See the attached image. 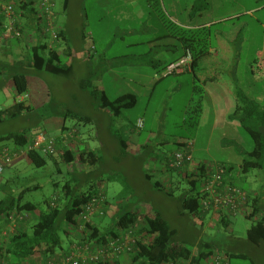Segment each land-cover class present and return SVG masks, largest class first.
Here are the masks:
<instances>
[{"label": "rangeland", "instance_id": "rangeland-1", "mask_svg": "<svg viewBox=\"0 0 264 264\" xmlns=\"http://www.w3.org/2000/svg\"><path fill=\"white\" fill-rule=\"evenodd\" d=\"M68 2L71 26L67 40L74 48L72 73L40 72L18 65V60H14L8 70L15 71L17 66L26 74L29 82L27 95L32 99L33 110L0 122V136L42 128L51 137H56L61 134L65 120L70 130L76 128L81 132L84 142L101 157L100 162L85 170H96L110 199L126 188L129 190V174L137 181V197L133 195L132 200L142 197L149 202L148 206L159 209L170 227L176 229L178 243L184 240L194 242L199 238L207 242L215 238L222 250L247 255V258L232 257L231 264H264V241L255 245L246 236L251 220L244 216H230L234 223L230 232L221 226L218 215L186 214L177 200L183 189L188 187L186 181L177 183V192L169 197L150 188L138 172L139 163H145L150 155L174 150L177 141L191 139L197 159L232 164L236 175L247 176L246 183L240 178L236 182L247 189L258 190L264 196V159L262 168L242 172L243 160L254 149L250 133L240 123L238 126L228 124L223 131L214 134L210 149H207L206 141L211 130L206 117L208 100L205 94L194 90L193 74L179 75L175 72L164 76L165 72L158 71L162 67L161 61L181 52L180 33H177L180 27L191 28L187 25L211 22L217 28L227 29L239 21L243 25L239 54L233 66L224 71L219 85L231 92L242 90L263 107L264 69L254 61L258 50L264 55V0ZM63 6L64 0H55L56 12H63ZM62 59L68 60L69 55L63 54ZM158 63L159 66L156 65ZM87 78H91L95 85L101 83L111 100L127 93L135 94L136 105L122 109L118 114L101 108L90 95L91 85L82 84ZM9 81L0 85V109L12 105L16 97L14 83ZM120 136L127 142L128 149L123 150L117 143ZM224 136L229 140L225 145L220 142ZM203 139L205 143L200 152L199 145ZM136 143L146 146L141 160H132L126 152L133 150ZM64 171L59 174L52 159L41 168L29 163L10 165L3 173L0 199L33 184L42 185L26 195L27 200L35 202L49 199L55 192L60 195L68 180L72 184L78 181V184L88 186V175L69 174L66 167ZM111 174L117 177L110 179ZM54 182H59L58 188ZM3 185L7 186L6 191L1 187ZM211 218L212 225L208 226ZM209 263L207 260L201 264Z\"/></svg>", "mask_w": 264, "mask_h": 264}, {"label": "trees", "instance_id": "trees-1", "mask_svg": "<svg viewBox=\"0 0 264 264\" xmlns=\"http://www.w3.org/2000/svg\"><path fill=\"white\" fill-rule=\"evenodd\" d=\"M53 2L52 9L56 13L55 0ZM64 2L66 6L69 4L68 0H64ZM17 17L19 20L15 28L20 31L21 36H16L14 31H10L6 25V38H16L21 44L23 42V47L25 46L26 55L15 59L18 60L16 61L17 64L23 67H32L40 72L71 74L74 57L70 55L69 59L64 61L62 59L63 55L59 52L65 37L61 26L59 25L58 38L51 41L50 36L42 30L43 14L38 7L26 8L25 5L20 4L17 7ZM3 18L4 16L0 13V28L3 25ZM57 23L59 24L58 19ZM242 31L243 25L239 21L227 29L217 28L215 24L202 25L196 28H179L177 33H180L179 40L182 43L184 54L186 55L188 52L191 54V61L184 70L193 74L194 90L196 92L204 94L205 84L221 82L224 71L233 66L234 60L239 54L238 47L242 41ZM13 61H0V79H3V83L7 80L12 81L16 89L13 104L0 109V122L29 114L33 110L32 99L27 95L29 82L26 74L20 72L17 66H15V71L8 70ZM170 64L173 63H162V67L158 71L164 73ZM156 65L159 66V63ZM82 84L84 86L91 85L90 95L101 108L111 110L114 114L120 113L122 109L133 107L137 103V96L133 93H127L111 100L101 83L95 85L91 78H87ZM23 95L26 96L22 97ZM232 96L236 102V109L230 118L238 120L250 133L254 141V149L249 152V157L245 158L242 164V172L248 173L252 169L263 167L261 162L264 159V106H260L242 90L232 92ZM63 128L67 129V127ZM39 132H45L48 137H51L42 128L34 131H13L0 136V148L8 147L16 152L26 149L25 154L14 159L10 165L14 166L15 162L20 160L41 168L48 164V160L52 159L59 174H63L66 167L69 174L74 172L75 174L88 175V186L78 184V181L72 184L68 180L62 186L63 193L58 195L55 192L51 198L42 202H35L27 200L26 195L31 191L40 189L42 185L33 184L24 187L17 194L8 193L5 198L0 199V262L2 264H30L35 263L39 258L43 261L54 258L61 260L72 250L74 242L83 244L86 241L79 240L81 235L74 231L76 230V224H78L76 215L83 206L99 194L104 195L106 202H108L105 190L102 188L101 178L97 177V173H95L96 170H89L88 172L85 170L86 168L87 170L90 167L92 168L101 161L99 154L94 150L81 151L72 147L75 144H69L63 134L51 137L57 143L54 154L46 153L41 148H29ZM185 141L176 143L177 148H181ZM123 143V150H126L128 147L127 142L123 141ZM171 154L166 156L165 180L147 175L152 185L174 196L176 184L180 181H186L188 187L183 189L177 197L181 207L187 212L186 214L202 216L203 214H209L201 209L202 175L206 167L191 170V162L180 170L172 168L168 164V157ZM221 165L228 169L230 173L234 170V167ZM91 176L92 179L90 180ZM231 178L230 183L238 186L232 182ZM53 184L56 188L59 187V182ZM1 187L6 191V185ZM240 188L244 189L243 187ZM244 190L247 192L246 213L242 215L251 220V225L246 230V236L255 245H260L264 241V201L259 200L260 198L253 196L246 189ZM130 208L129 205L121 208L115 216L112 228L106 234L98 229L95 219L88 223L87 228L92 231L89 239H96L97 242L101 243L106 242L112 236L118 234V228L135 227L138 240L135 251L130 253L129 264H171L179 261L181 264H201L210 260L216 252L223 253V251L215 250V245L209 241L194 244V242L184 240L178 243L176 229L170 227L162 213L153 207L148 213L142 214L141 217L131 213ZM12 215L17 217V226L13 232L8 231L4 236L2 231L8 228L11 222L10 216ZM21 215H23V219L19 218ZM219 215V223L225 229L228 225L226 221L229 220V216L225 212H221ZM3 224L6 228L3 227ZM231 225H234V223L232 222ZM69 237H71L70 245L65 247L66 239ZM195 246L197 247L194 250ZM61 251H64V254L58 256ZM227 257L228 259L232 257L247 258V255L235 253ZM96 264L111 263L100 261Z\"/></svg>", "mask_w": 264, "mask_h": 264}, {"label": "built area", "instance_id": "built-area-1", "mask_svg": "<svg viewBox=\"0 0 264 264\" xmlns=\"http://www.w3.org/2000/svg\"><path fill=\"white\" fill-rule=\"evenodd\" d=\"M25 5L26 8L38 7L42 14V30L54 41L59 36V24L57 23V14L53 11V0H0V13L7 21V28L14 31L16 36H21L20 31L15 28L19 18L17 17V7ZM191 61V54L188 52L180 61L170 64L165 74L179 72ZM56 140L48 137L45 132H39L30 144L29 148H41L46 153L54 154L56 152ZM193 140H186L181 148H177L169 157L168 164L178 170L193 160ZM26 149L19 152L12 151L8 147L0 148V182L2 175L8 165L14 159L25 154ZM204 176V177H203ZM232 173L221 164L207 165L202 175L201 184V209L207 213L225 212L228 216H236L246 213L247 192L230 183ZM106 197L102 194L94 196L88 201L80 212L76 215L78 224L74 230L81 237L79 240H86L83 244L74 242L72 250L61 260L56 258L36 262L34 264H96L100 261H107L114 264L124 254H130L135 251L138 236L135 227L127 229L118 228V234L112 236L106 242H97L89 239L92 231L88 230L87 224L91 223L97 217H104L107 213L105 209ZM23 219V215L19 216ZM8 228L2 231L6 235L8 231L13 232L17 226L16 215L10 216ZM73 232V230H72ZM79 237V236H78ZM0 264H2L0 262ZM27 264V263H26ZM172 264V263H171ZM209 264H229V259L225 253H215Z\"/></svg>", "mask_w": 264, "mask_h": 264}, {"label": "crops", "instance_id": "crops-1", "mask_svg": "<svg viewBox=\"0 0 264 264\" xmlns=\"http://www.w3.org/2000/svg\"><path fill=\"white\" fill-rule=\"evenodd\" d=\"M69 8V6L65 5L64 2V6H63V12H56L57 13V19L59 22V25L62 28V31L64 33V38H63V44L60 47V53L61 55L63 54H68L69 56L72 55L74 57V52L72 51L74 48L70 45L69 41L67 40V36L68 33L70 32V19L68 16V12L67 9ZM83 6L80 7V9H82ZM2 28H0V61H13L15 59H18L19 57H24V55H26L25 52V46L23 47V43L21 44L16 38H6V34H7V29H6V25H7V21L5 18L2 19ZM183 24V23H182ZM213 23L211 22H207L205 24H200V25H195V26H189L187 25V27H191V28H196L198 26H202V25H211ZM185 25V24H183ZM26 32V31H25ZM28 35H30L29 33H27ZM180 42V46H181V52L177 55H175L174 57H171L169 59L164 60L163 62L161 61V63H176L178 61H180L181 59H183L185 57L184 54V50H183V46L181 41ZM257 59L254 61V63L257 66H261L262 69H264V55L263 52L258 50L257 51ZM261 61V62H260ZM253 70V69H252ZM254 71V70H253ZM188 71H185L184 69L182 71L176 72L179 75H183ZM190 73V72H189ZM162 74V73H161ZM192 74V73H191ZM168 74H165L164 76H167ZM3 79H0V83L3 84L2 82ZM7 80V79H6ZM8 82V80L6 81ZM10 82V81H9ZM12 82V81H11ZM204 94L208 100L207 106H206V110L207 112V120L209 121V123L211 124V130L208 133V140L206 141V144L208 142V146L207 149H210V146L213 142V136L216 132L218 131H223L226 126L229 124L231 126H238V123H240L238 120L236 119H231L230 116L234 113L235 109H236V102L234 100V97L232 96V92L230 90H224L220 88L219 83H208L204 85ZM227 91V92H226ZM30 97V96H29ZM31 98V97H30ZM63 127H67V129H62L61 134H63L66 137V141L69 144H72L75 148L80 149L81 151L83 150H93L92 148H90L89 145H87L84 140L85 138L82 136V133L77 131L76 128L72 129V131L70 130V128L66 125V121L64 120L63 122ZM112 135V134H111ZM72 140L74 141L72 143ZM117 143L123 147L124 143L122 140V136L118 137L117 139ZM183 140L177 141L176 143L182 142ZM229 140L224 136L222 138V140L220 141L221 144L225 145L228 144ZM196 142V140H195ZM205 143V140H201L200 141V152L203 149V145ZM103 146V145H102ZM104 147V146H103ZM146 146H144V144L141 143H136L134 144V149L133 150H128L126 151L128 153V156L130 158H132V160H141V153L142 150L145 148ZM196 147H197V142H196ZM128 149V147H127ZM177 149V145L176 148ZM174 149V150H175ZM174 150H170L166 153H161L160 155H155L152 154L150 155L147 160H144L145 163L141 162L139 163V174L140 176L144 179L145 182L148 183L149 187L161 192L169 197H173L169 194H167L164 191H161L157 188H155L151 181L149 180V177L147 176L152 175L154 176V178L156 179H163L165 180V173L166 171V156L171 154V151ZM197 151V150H196ZM102 160V159H101ZM215 161V160H212ZM24 161H17L15 162L14 166H20L21 164H23ZM213 163H221V164H225L228 165L229 167H234L232 164H227L225 162H209L207 160H204L203 158H199L197 159L196 156L193 153V160L192 163L190 165V168H192L191 170H195L198 167H206L207 165H211ZM80 164V163H78ZM128 173V172H127ZM233 175H232V182L240 187H243L244 189H246L247 191H249L250 193H252L253 196L260 198L259 200L264 201V196L263 194L255 189H247L244 186H242V184L237 183L236 181L238 180L237 178H240L242 180L243 183L247 182V176L244 174V176H239L236 175L234 173L233 170ZM128 178V183H129V190L128 188L124 189L123 191L119 192L115 198H109L108 197V193L105 191L106 195H107V199L108 202L106 203V209H107V213L104 217H97L95 219L96 221V225L98 227V229L101 232H104L105 234L108 232V230L110 228H112V225L114 223V219L116 214L121 210V208L123 206H130V211L131 213L137 214L140 217L142 216V214L148 213L150 211V209L154 206H148L149 202L148 201H144L142 199V197H139L140 199H138L137 201L132 200L133 199V195H136L135 193V189H136V185H137V181L135 178H131L129 176V174H127ZM110 177H113V179L117 176L111 174ZM140 177V178H141ZM132 187V188H131ZM177 189V188H176ZM175 189V191H176ZM104 190V188H103ZM177 192V191H176ZM175 193V192H174ZM159 212H161L159 209H156ZM162 213V212H161ZM163 215V213H162ZM209 216V215H218L220 217V215L218 213H209V214H203V216ZM238 216H244L242 214H239ZM234 217V216H233ZM219 219V218H218ZM231 220V221H230ZM232 217L229 216V220L227 219L226 223L228 224L225 227V230H229L231 232L230 229V224H232ZM213 222V219L211 218L210 223L208 224V226H211ZM111 231V230H110ZM214 240H209L210 243H212L213 245H215V250H220L223 251V253H225L227 256L228 255H233L236 252L231 251V250H222L220 248V246L217 244L216 239L212 238ZM202 241V239L199 238V240L194 241V244H199ZM71 242V237L66 239V246L65 247H69ZM208 242V241H207ZM197 246H195L193 249L195 250ZM64 254V251H61L58 253V256H61ZM243 254V253H242ZM130 254H124L122 255L117 263L115 262V264H129L130 263ZM43 261L41 258L37 259L36 262H40ZM35 262V263H36ZM180 262V261H179ZM179 262H174L172 264H181ZM211 262V259H210ZM30 264H34V263H30ZM229 264H231V258H229Z\"/></svg>", "mask_w": 264, "mask_h": 264}]
</instances>
